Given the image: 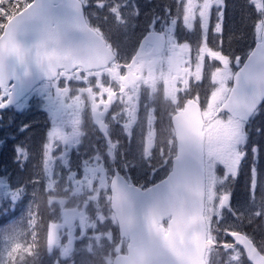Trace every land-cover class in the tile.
<instances>
[{"label":"snow or ice","instance_id":"snow-or-ice-1","mask_svg":"<svg viewBox=\"0 0 264 264\" xmlns=\"http://www.w3.org/2000/svg\"><path fill=\"white\" fill-rule=\"evenodd\" d=\"M0 264H264V0H0Z\"/></svg>","mask_w":264,"mask_h":264},{"label":"trees","instance_id":"trees-1","mask_svg":"<svg viewBox=\"0 0 264 264\" xmlns=\"http://www.w3.org/2000/svg\"><path fill=\"white\" fill-rule=\"evenodd\" d=\"M13 116H14L15 123L19 124L22 121H24L20 115L13 114ZM15 123L9 129H0V137H3L7 131H14L15 126H16ZM36 129H38L37 132L35 131L34 132L38 134L39 128H36ZM9 148H10V145H6L5 148L0 149V175H4L6 170H11ZM261 163H264V161H262ZM15 213H16V210L14 212H10L7 216L0 215V225L6 224L8 222L7 220L9 217L13 219L15 217L13 216Z\"/></svg>","mask_w":264,"mask_h":264},{"label":"rangeland","instance_id":"rangeland-1","mask_svg":"<svg viewBox=\"0 0 264 264\" xmlns=\"http://www.w3.org/2000/svg\"><path fill=\"white\" fill-rule=\"evenodd\" d=\"M32 103L35 105V110H36V115H37L36 119L45 118L44 115L38 110V108H37V106L35 104V101L32 102ZM29 112H30V109L25 111L23 114H17V115H20L21 118L24 121H29V118H30V116L28 118ZM8 115H13V114L12 113L6 114L5 115V120H7ZM15 124L17 125L18 123H15ZM37 130L38 129H36V128L34 129L35 132H37ZM22 212H23V205H20V206L17 207L16 213L13 215V216H15L13 219L18 218L22 214ZM13 219H11V217H9L8 220H7L8 222L6 224L11 222ZM6 224H4V225H6ZM4 225H0V226H4ZM46 264H47V261H46Z\"/></svg>","mask_w":264,"mask_h":264},{"label":"flooded vegetation","instance_id":"flooded-vegetation-1","mask_svg":"<svg viewBox=\"0 0 264 264\" xmlns=\"http://www.w3.org/2000/svg\"><path fill=\"white\" fill-rule=\"evenodd\" d=\"M36 117L37 115H36L35 105L32 103V107L30 108L28 118H29V121L32 122L36 126L35 128H39V131H40L43 126L45 118L36 119Z\"/></svg>","mask_w":264,"mask_h":264}]
</instances>
